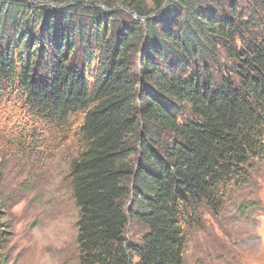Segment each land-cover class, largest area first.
Listing matches in <instances>:
<instances>
[{"label": "trees", "instance_id": "obj_1", "mask_svg": "<svg viewBox=\"0 0 264 264\" xmlns=\"http://www.w3.org/2000/svg\"><path fill=\"white\" fill-rule=\"evenodd\" d=\"M0 107L70 145L79 264H185L264 162V0H0Z\"/></svg>", "mask_w": 264, "mask_h": 264}, {"label": "rangeland", "instance_id": "obj_2", "mask_svg": "<svg viewBox=\"0 0 264 264\" xmlns=\"http://www.w3.org/2000/svg\"><path fill=\"white\" fill-rule=\"evenodd\" d=\"M30 121L21 110L0 107V194L10 231L0 264H79L67 180L72 149L32 135ZM253 182L222 216L203 211L187 229L185 264H264V162ZM243 201L253 204L241 208Z\"/></svg>", "mask_w": 264, "mask_h": 264}, {"label": "water", "instance_id": "obj_3", "mask_svg": "<svg viewBox=\"0 0 264 264\" xmlns=\"http://www.w3.org/2000/svg\"><path fill=\"white\" fill-rule=\"evenodd\" d=\"M76 1V0H75ZM168 0H166V2H167ZM70 3V2H69ZM69 3H67V4H69ZM88 3H90V2H88ZM55 6H60V5H56V4H54ZM66 5V4H65ZM65 5H62V6H65ZM164 7V6H163ZM162 7V8H163ZM118 8H124V9H126L128 12H131V13H133L134 15H135V17L136 18H141V17H139L135 12H132L129 8H127V7H123V6H118V7H115V8H113V9H108V10H110V11H113V10H117ZM162 8L160 9V10H158V11H156L155 13H153V15H155V14H157L159 11H161L162 10ZM147 17H143V19H146Z\"/></svg>", "mask_w": 264, "mask_h": 264}]
</instances>
